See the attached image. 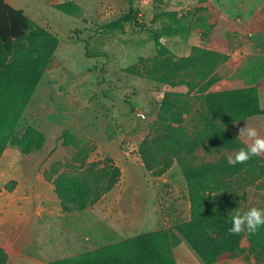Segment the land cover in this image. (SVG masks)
I'll list each match as a JSON object with an SVG mask.
<instances>
[{
    "label": "rangeland",
    "instance_id": "rangeland-1",
    "mask_svg": "<svg viewBox=\"0 0 264 264\" xmlns=\"http://www.w3.org/2000/svg\"><path fill=\"white\" fill-rule=\"evenodd\" d=\"M7 1L60 42L17 128L18 136L28 125L42 131L43 147L28 155L8 147L0 159V173L6 172L0 180V210L3 216L15 211L22 219L20 240L13 248L6 247V264H52L188 220L187 186L179 165L174 162L163 175L155 176L143 167L138 154L165 87L124 71L140 56L155 53L153 0H57L73 1L79 7L75 14H63L51 0ZM163 1L197 24L186 41L163 38L162 42L177 56L187 55L192 45L229 55L217 68L221 79L212 90L256 84L264 109V0ZM130 3L135 20L124 22L123 30L108 28L127 13ZM197 107L196 103L194 111ZM261 119L264 122V114ZM194 123L186 117L189 129ZM246 123L256 128L259 124L255 119ZM66 129L72 135L70 145L63 142ZM79 151L87 155L86 163L111 157L121 176L94 205L82 212H64L44 172L51 178L54 170L80 172ZM195 154L199 163L215 161L221 154L234 156L235 151L209 155L199 149ZM260 156L264 159V153ZM14 161L19 165L13 166ZM11 180L17 185L7 192L4 185ZM263 184L258 181L239 192L242 211L264 209ZM246 245L243 238L241 246ZM173 251L177 264H204L184 241ZM231 261L215 264H238Z\"/></svg>",
    "mask_w": 264,
    "mask_h": 264
},
{
    "label": "trees",
    "instance_id": "trees-1",
    "mask_svg": "<svg viewBox=\"0 0 264 264\" xmlns=\"http://www.w3.org/2000/svg\"><path fill=\"white\" fill-rule=\"evenodd\" d=\"M153 3L155 53L151 57L140 56L137 63L124 71L165 87L152 129L140 142L138 154L143 167L155 176L163 175L174 162L179 165L187 186L189 218L172 227L61 258L52 264H177L173 250L181 241L204 264L240 256L246 261L252 256L255 264H264V228L255 235L229 232L230 215L242 210L239 192L264 181V159L252 157L232 166L228 157L221 154L247 145L230 125L264 114L258 86L212 90L221 79L217 68L229 55L200 45H192L187 55H175L162 39L186 41L197 23L188 15L169 9L163 0ZM51 6L63 14L79 10L73 1L51 0ZM135 16L130 3L127 13L108 28L123 30L124 22L135 20ZM59 42L57 36L31 20L23 10L0 0V159L7 147L18 148L24 155L43 147L42 131L28 125L18 136L17 128ZM187 116L195 122L192 129L186 125ZM63 137L65 145L72 143L69 130H64ZM199 149L209 155H221L215 161L197 163L195 153ZM80 154L81 151L77 153L79 157ZM86 159L83 154L78 160L83 169L74 174L54 170L51 178L44 172L64 212L84 211L110 192L120 179L121 170L111 157L90 163ZM16 185L17 180H11L4 187L10 192ZM243 238L248 247L241 246ZM6 260V253L0 248V264H6Z\"/></svg>",
    "mask_w": 264,
    "mask_h": 264
},
{
    "label": "clouds",
    "instance_id": "clouds-1",
    "mask_svg": "<svg viewBox=\"0 0 264 264\" xmlns=\"http://www.w3.org/2000/svg\"><path fill=\"white\" fill-rule=\"evenodd\" d=\"M250 141L244 147L235 152L234 156L228 157V163L232 166L243 164L252 157H258L264 153V137H261L257 128L246 123L239 131V136ZM231 227L229 232L233 235L247 233L255 235L261 228H264V209L250 208L247 211L237 209L230 215Z\"/></svg>",
    "mask_w": 264,
    "mask_h": 264
},
{
    "label": "crops",
    "instance_id": "crops-1",
    "mask_svg": "<svg viewBox=\"0 0 264 264\" xmlns=\"http://www.w3.org/2000/svg\"><path fill=\"white\" fill-rule=\"evenodd\" d=\"M5 2H7L9 5H11L12 7L14 6L13 4H11V2H8L7 0H5ZM15 8V6H14ZM19 9V8H16ZM26 14V13H25ZM27 15V14H26ZM259 86H258V91H259ZM259 119L254 117H250L244 120H241L239 122H236L232 125H230V129L237 135L239 136V131L241 128L245 127L244 126V122L247 120H258V127L257 130L259 132V134L263 133L264 134V122L263 119H261V115H258ZM238 126V127H237ZM235 128L237 129V131H235ZM261 137H264V135H260ZM241 138V137H239ZM241 140H243L245 143L250 144L249 141H247L246 138H241ZM8 150V147L5 149V151L3 152L6 153V151ZM11 159V158H10ZM12 160V159H11ZM16 160V159H15ZM15 163H13V166L16 165L18 166V162L19 161H14ZM6 177V172H1L0 173V180H4V178ZM2 209L0 210V248H2L4 250V252H7V248H13V246L16 244V242H18L21 238V231L20 228L22 227V219L20 220L19 217H16V212L14 211L13 213L9 212L7 213L6 216H3L2 214ZM5 213V212H3ZM11 242H13V245H11ZM247 242V240H246ZM248 242L247 245L245 247H248ZM7 247V248H6ZM244 247V246H243ZM231 262H234L235 260L238 261V264H255L254 258L252 256H250L249 258V262H246L244 259L240 260L238 258L235 259H231Z\"/></svg>",
    "mask_w": 264,
    "mask_h": 264
},
{
    "label": "built area",
    "instance_id": "built-area-1",
    "mask_svg": "<svg viewBox=\"0 0 264 264\" xmlns=\"http://www.w3.org/2000/svg\"><path fill=\"white\" fill-rule=\"evenodd\" d=\"M138 115H139L140 117H142V118L144 117V115H143L141 112H140Z\"/></svg>",
    "mask_w": 264,
    "mask_h": 264
}]
</instances>
